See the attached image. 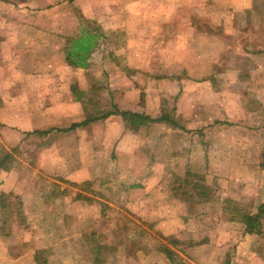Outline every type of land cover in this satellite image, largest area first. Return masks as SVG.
I'll list each match as a JSON object with an SVG mask.
<instances>
[{
	"label": "rangeland",
	"instance_id": "374dc122",
	"mask_svg": "<svg viewBox=\"0 0 264 264\" xmlns=\"http://www.w3.org/2000/svg\"><path fill=\"white\" fill-rule=\"evenodd\" d=\"M249 1L0 0V264H264V77L187 68L264 54Z\"/></svg>",
	"mask_w": 264,
	"mask_h": 264
},
{
	"label": "crops",
	"instance_id": "0c3cea01",
	"mask_svg": "<svg viewBox=\"0 0 264 264\" xmlns=\"http://www.w3.org/2000/svg\"><path fill=\"white\" fill-rule=\"evenodd\" d=\"M231 4H233V6L239 8V9H241L243 11H247V10H249L251 8L249 0H231ZM150 13L154 14L155 16H157L156 19L158 20L159 14L162 13V9L161 10L153 9V10L150 11ZM159 26H162V23L159 20H158V22L156 21V22L152 23V28L155 31L159 29ZM89 35H93V34L89 33ZM196 38L198 40V45L201 42V44H203V46H205L203 42L206 41V39H208L209 41H214L215 40V39H209L208 34L205 33V32H201V31L200 32L198 31V34H197ZM238 41L241 42V39L236 40L237 43H238ZM156 44H157V40L156 39H155V42H151L152 47H156L155 46ZM204 51H205V47L200 49V52H204ZM246 51H247V49H243V47H241L240 49L237 50V52H241V53H246ZM243 55L247 56L246 54H243ZM207 57H209V55H201L200 57L198 56L196 61H195L196 65L187 67L189 69V71L193 73V77L194 78H199V77H210L211 78L212 76H226V77L228 76V77H231V78L232 77L237 78V77L241 76L242 73H245L246 71H248V72H246V74H248L251 77H257L258 75L259 76L261 75L262 77H264V54H255V56H253V54H252V55H249L248 57H244V58H246L245 61H243L245 63V66L242 67L241 70H238V66L235 65L234 69H229V70H226L224 72H222V70L220 71L219 69H215V65H214V68L212 66V67H209V70H208L207 67H206V61H205V59ZM215 58L216 57H214V59ZM89 59H88V56H87L85 61H84L85 64H83V67L84 66L87 67V63L86 62L89 61V63H90V61H91ZM207 59H209V58H207ZM251 62H259L260 65H257V66L252 65V68H251L252 70L251 69H247L246 68L247 64H249ZM183 65L186 68V65H185L184 62H183ZM210 68H211V70H210ZM195 88H201V87L199 86V87H195ZM21 92L23 93V91H21ZM197 105H199V103ZM28 107L29 106L27 105L26 108L28 109ZM197 110H200V108H197ZM4 124L8 125V123H4ZM14 126H15V124H13V125L11 124L10 125V127H12L15 130H11V131H9V133L11 135H14V137H16L17 140H20L21 137H22V133L25 132L26 129L25 128H19V127L15 128L16 126L15 127Z\"/></svg>",
	"mask_w": 264,
	"mask_h": 264
},
{
	"label": "trees",
	"instance_id": "16d2710c",
	"mask_svg": "<svg viewBox=\"0 0 264 264\" xmlns=\"http://www.w3.org/2000/svg\"><path fill=\"white\" fill-rule=\"evenodd\" d=\"M97 38H98L97 35H89V37L87 38L86 46H85V48H83V51H82L83 54L81 55L82 58H83V59H81L82 61H85V59H86V57L88 55V52L90 53L91 49L93 48V45L96 43V39ZM80 44H79V46H80ZM120 115H122L125 118L126 117L133 118V122L134 123H137V119H144V116H142L140 114H137V113L123 112V113H120ZM79 125L80 124H74L69 129H74V128H76ZM262 208L260 210H262ZM263 213H264V211H261L260 213H257L255 216L247 217V221H249V223H255L256 221H258L257 219L261 218Z\"/></svg>",
	"mask_w": 264,
	"mask_h": 264
}]
</instances>
